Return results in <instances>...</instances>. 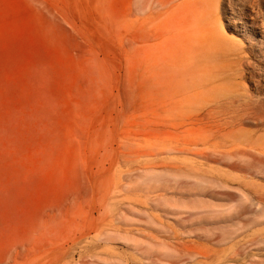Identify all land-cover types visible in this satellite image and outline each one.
<instances>
[{"label": "rangeland", "instance_id": "obj_1", "mask_svg": "<svg viewBox=\"0 0 264 264\" xmlns=\"http://www.w3.org/2000/svg\"><path fill=\"white\" fill-rule=\"evenodd\" d=\"M0 264H264V0H0Z\"/></svg>", "mask_w": 264, "mask_h": 264}]
</instances>
